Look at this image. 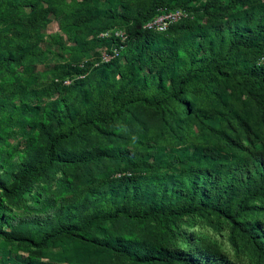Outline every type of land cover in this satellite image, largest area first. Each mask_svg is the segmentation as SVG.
I'll list each match as a JSON object with an SVG mask.
<instances>
[{
  "label": "trees",
  "instance_id": "1",
  "mask_svg": "<svg viewBox=\"0 0 264 264\" xmlns=\"http://www.w3.org/2000/svg\"><path fill=\"white\" fill-rule=\"evenodd\" d=\"M59 262L264 264V0H0V264Z\"/></svg>",
  "mask_w": 264,
  "mask_h": 264
},
{
  "label": "built area",
  "instance_id": "2",
  "mask_svg": "<svg viewBox=\"0 0 264 264\" xmlns=\"http://www.w3.org/2000/svg\"><path fill=\"white\" fill-rule=\"evenodd\" d=\"M185 15L186 13L182 9H176V10H171L168 12H163L160 15H158L156 18H154L153 20L145 23L144 27L155 28L158 31H164L168 27L169 24L179 20ZM114 34L120 36L122 40L125 39V33L122 30H116L114 31ZM102 35H108V32L103 33ZM109 58L110 56L104 53L103 59L108 60Z\"/></svg>",
  "mask_w": 264,
  "mask_h": 264
},
{
  "label": "rangeland",
  "instance_id": "3",
  "mask_svg": "<svg viewBox=\"0 0 264 264\" xmlns=\"http://www.w3.org/2000/svg\"><path fill=\"white\" fill-rule=\"evenodd\" d=\"M60 28H61L60 22L54 19V20H52L48 24V26L46 28V32L48 34H52V33L56 32V31H58V29H60ZM38 69L41 70L42 69V66L39 65L38 66ZM203 230L206 231V232H208V233H213L211 231V229L210 228H207V227L203 228ZM214 237L219 238L222 242L224 241V237L223 236H220L217 233H215ZM222 246H223L224 249H227V250H230L231 249L230 245L227 242H223ZM65 248L66 247H63L62 250H64ZM57 250H58V248H55V247H48V248H46L44 250V254L41 256V259L42 260H51L52 261V259H54V258H52V256L55 255V253L57 252ZM19 253L20 254H23V255H26L27 254V253H24L22 250ZM59 264H62V263L59 262Z\"/></svg>",
  "mask_w": 264,
  "mask_h": 264
}]
</instances>
